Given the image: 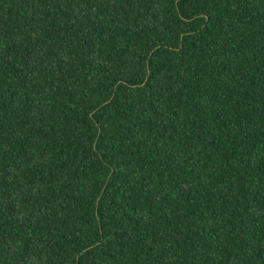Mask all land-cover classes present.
<instances>
[{
    "label": "trees",
    "instance_id": "trees-1",
    "mask_svg": "<svg viewBox=\"0 0 264 264\" xmlns=\"http://www.w3.org/2000/svg\"><path fill=\"white\" fill-rule=\"evenodd\" d=\"M0 264H264V0H0Z\"/></svg>",
    "mask_w": 264,
    "mask_h": 264
}]
</instances>
